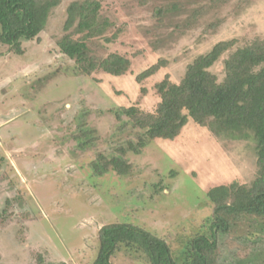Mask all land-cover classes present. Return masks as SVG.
<instances>
[{"label": "rangeland", "instance_id": "374dc122", "mask_svg": "<svg viewBox=\"0 0 264 264\" xmlns=\"http://www.w3.org/2000/svg\"><path fill=\"white\" fill-rule=\"evenodd\" d=\"M70 1L51 11L38 39L23 42V53L0 43V123L17 116L8 136L6 129L0 132V264H90L98 229L115 221L164 238L180 257L188 239L209 233L207 190L254 176V140L230 131L214 135L189 121L174 139L149 140L134 151L128 143L136 144L137 130L114 111L133 103L154 108V84L166 74L179 80L186 64L217 41L242 44L264 35V0H249L239 10L238 0H229L190 26L183 21L191 12L184 11L164 28L152 16L151 0H101L104 14L122 29V46L96 40L94 51L128 50L133 62L124 75L99 73L96 80L76 72L56 44ZM226 55L211 67L219 76ZM158 60L163 64L157 72L142 83L135 80ZM79 121L87 133L80 137ZM120 148L129 173L93 170L97 152L121 154ZM232 223L218 237L219 264H264V220L241 215ZM112 261L145 264L124 250Z\"/></svg>", "mask_w": 264, "mask_h": 264}, {"label": "trees", "instance_id": "16d2710c", "mask_svg": "<svg viewBox=\"0 0 264 264\" xmlns=\"http://www.w3.org/2000/svg\"><path fill=\"white\" fill-rule=\"evenodd\" d=\"M61 1L0 0V43L14 53H23V42L38 39L51 11ZM151 1L152 16L158 20L159 28H164L184 11L191 12L183 21L185 26H190L195 17L229 0ZM248 1L238 0L234 9L239 10ZM103 11L101 0H71L66 6L63 34L56 40L60 52L76 64V72L92 80L99 73L124 75L131 71L133 62L128 50L114 48L104 55L94 51L92 45L96 40L102 46L117 43L122 46L118 40L121 27H116L114 20ZM179 26L178 22L173 24V27ZM171 36L170 32L165 41ZM225 53L219 76L211 67ZM162 64L158 60L144 68L135 75V80L142 83ZM154 88L157 96L154 108L145 110L133 103L114 111L116 118L125 116L137 130V142L129 141L130 149L137 151L149 140L174 139L190 121L214 135L230 131L244 140L252 137L256 157L254 176L246 182L233 180L207 190L212 203L209 233H198L188 239L180 257L173 255L164 238L139 225L115 221L98 229L97 251L90 264H114L112 258L120 250L140 257L145 264H219V234L228 232L232 222L241 215L264 220V35H256L242 44L236 39L217 41L209 51L186 64L179 80L174 81L166 74ZM84 125V121L77 125L79 137L87 134ZM86 144L82 142V146ZM122 150L119 149L121 154L97 152L91 162L93 170L98 174L104 170H113L119 175L129 173L131 164L122 157ZM1 218L4 211L0 212Z\"/></svg>", "mask_w": 264, "mask_h": 264}, {"label": "crops", "instance_id": "0c3cea01", "mask_svg": "<svg viewBox=\"0 0 264 264\" xmlns=\"http://www.w3.org/2000/svg\"><path fill=\"white\" fill-rule=\"evenodd\" d=\"M25 103V102H24ZM17 116H7V118H5L2 122L3 123H0V132L3 130V129H6L5 130V134H4V136H8V132L9 131H11V130H9L10 128H9V124L11 125V124H13L14 123V118H16ZM4 125H5V128H4ZM14 164L12 163V167L14 168V166H13ZM17 171H18V169H17Z\"/></svg>", "mask_w": 264, "mask_h": 264}]
</instances>
